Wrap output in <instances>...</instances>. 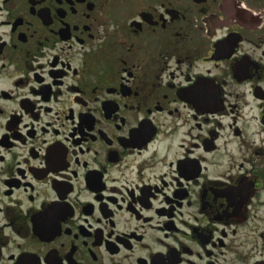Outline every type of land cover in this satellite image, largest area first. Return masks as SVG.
I'll return each instance as SVG.
<instances>
[{
  "label": "flooded vegetation",
  "instance_id": "flooded-vegetation-1",
  "mask_svg": "<svg viewBox=\"0 0 264 264\" xmlns=\"http://www.w3.org/2000/svg\"><path fill=\"white\" fill-rule=\"evenodd\" d=\"M0 264H264V0H0Z\"/></svg>",
  "mask_w": 264,
  "mask_h": 264
}]
</instances>
